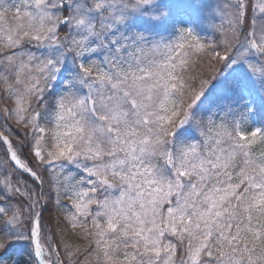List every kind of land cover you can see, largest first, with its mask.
<instances>
[{
    "label": "snow or ice",
    "instance_id": "obj_1",
    "mask_svg": "<svg viewBox=\"0 0 264 264\" xmlns=\"http://www.w3.org/2000/svg\"><path fill=\"white\" fill-rule=\"evenodd\" d=\"M0 102V264H264V0H0Z\"/></svg>",
    "mask_w": 264,
    "mask_h": 264
},
{
    "label": "rangeland",
    "instance_id": "obj_2",
    "mask_svg": "<svg viewBox=\"0 0 264 264\" xmlns=\"http://www.w3.org/2000/svg\"><path fill=\"white\" fill-rule=\"evenodd\" d=\"M194 2L200 3L201 0H194ZM203 2L206 3V4L211 5L212 3L215 2V0H203ZM246 27H247V25H246ZM197 32L200 34L202 39H204L207 36V33L205 31H201L200 28H197ZM3 107H4V104L2 102H0V124L4 123V121L2 119V117H3V111H2ZM9 123H11V122H9ZM12 128L15 131L16 130V125L12 124ZM20 134L22 135V132ZM13 138L16 141V137L14 136ZM25 153H27L26 157H30V156H28V150ZM21 158L23 159L25 157L21 156ZM6 161H7V157L5 156V146L0 145V180L3 179V176H4L6 171L7 172H11L12 167H14V165H12V164H10V162H6ZM47 189H49L48 185L45 184L44 185V196L41 199V204L44 205V207L50 202L51 198H53L54 201H55L54 193L49 192L50 190H47ZM61 203L62 204H68L69 201L67 199H64V200L61 201ZM61 211L62 210H60V213H57L54 216L55 217V223H56L57 219H59L62 223L64 222V218H63V215L61 214ZM46 227H51V226H50V224H48ZM56 227H57V225H56ZM69 231L66 232V233H60V236H63V238H64L65 235H68ZM70 234H71V232H70ZM72 242L81 243V240H77L74 236H72ZM21 252H22V249L18 245L17 246H13L12 248H10L8 250V252L3 254V258L8 261V264H13V259L15 260L16 255H18Z\"/></svg>",
    "mask_w": 264,
    "mask_h": 264
},
{
    "label": "trees",
    "instance_id": "obj_3",
    "mask_svg": "<svg viewBox=\"0 0 264 264\" xmlns=\"http://www.w3.org/2000/svg\"><path fill=\"white\" fill-rule=\"evenodd\" d=\"M13 140H14V144H15L17 141H15L14 138H13ZM26 151H27V149L24 150V153L22 154L23 157H26V154H27V153H25ZM27 158L29 160L31 159V157H27ZM24 178H25V180H28L29 184L32 183L31 179L26 174L24 175ZM47 190H49V189H47ZM49 192H51V191H49ZM57 213H60V210L55 206L54 199L51 198L50 202L45 207H43V218H44V221L46 222V226L48 224H50V226H51V228H52V230L54 232L56 231V228H57L56 227L55 217L54 216ZM70 232L71 231H69L68 235H65L64 236V239L66 241H72V236L73 235L70 234ZM60 239H61L60 234H57L56 235V241H57V243H59ZM82 243H83V241H81V244ZM25 260H27V257L26 256H23L22 255V252L19 253L18 255H16V257H15L16 264H23V261H25Z\"/></svg>",
    "mask_w": 264,
    "mask_h": 264
}]
</instances>
